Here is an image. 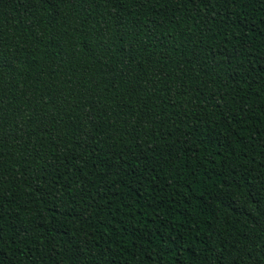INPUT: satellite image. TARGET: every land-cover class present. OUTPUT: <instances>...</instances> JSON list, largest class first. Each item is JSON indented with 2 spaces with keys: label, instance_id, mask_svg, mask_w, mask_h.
<instances>
[{
  "label": "trees",
  "instance_id": "obj_1",
  "mask_svg": "<svg viewBox=\"0 0 264 264\" xmlns=\"http://www.w3.org/2000/svg\"><path fill=\"white\" fill-rule=\"evenodd\" d=\"M0 264H264V0H0Z\"/></svg>",
  "mask_w": 264,
  "mask_h": 264
}]
</instances>
